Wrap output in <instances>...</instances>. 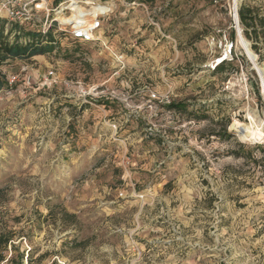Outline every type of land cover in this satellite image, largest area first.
Wrapping results in <instances>:
<instances>
[{
	"label": "rangeland",
	"instance_id": "1",
	"mask_svg": "<svg viewBox=\"0 0 264 264\" xmlns=\"http://www.w3.org/2000/svg\"><path fill=\"white\" fill-rule=\"evenodd\" d=\"M129 2L97 42L2 66V264H264V100L232 0Z\"/></svg>",
	"mask_w": 264,
	"mask_h": 264
},
{
	"label": "built area",
	"instance_id": "2",
	"mask_svg": "<svg viewBox=\"0 0 264 264\" xmlns=\"http://www.w3.org/2000/svg\"><path fill=\"white\" fill-rule=\"evenodd\" d=\"M223 0H212L214 5H219ZM127 6L134 5L129 0H0V17H4L6 32L10 28H16L10 34L13 41L19 37L20 43L27 44L32 41L26 37H20L21 31L33 32L41 35L51 33L54 41V33H61L70 42L82 44H93L99 39L98 31L102 21L108 19L116 10L117 4ZM229 16L231 26L237 35H241L239 20V7L236 0H232L229 6ZM11 41V42H13ZM57 42V41H56ZM231 47L228 55L231 54ZM6 85H11L18 81L17 75H6ZM19 74L23 76V82L29 85L30 77L26 76L28 70L22 66ZM53 73L48 72L41 78L42 87L52 85ZM159 96L155 92H150L149 102L155 103Z\"/></svg>",
	"mask_w": 264,
	"mask_h": 264
},
{
	"label": "trees",
	"instance_id": "3",
	"mask_svg": "<svg viewBox=\"0 0 264 264\" xmlns=\"http://www.w3.org/2000/svg\"><path fill=\"white\" fill-rule=\"evenodd\" d=\"M239 20L242 28V34L245 39L252 42V50L258 55V63H264V55L259 51V44L264 46V18H259L253 10L247 7L239 9ZM17 30V27L5 31V21H0V68L10 60L30 59L34 56H42L52 53L57 44L51 33L41 35L33 32L21 31L20 37H26L31 43L23 44L16 37L13 42L9 41L10 34ZM261 35V36H260ZM223 66H217L216 71ZM6 87V76L0 71V91ZM168 110L184 111L185 106L182 104L170 103L166 106ZM10 241L9 238L0 237V264L5 260V246ZM23 255H20L18 263L20 264ZM13 263L14 260H11Z\"/></svg>",
	"mask_w": 264,
	"mask_h": 264
},
{
	"label": "bare ground",
	"instance_id": "4",
	"mask_svg": "<svg viewBox=\"0 0 264 264\" xmlns=\"http://www.w3.org/2000/svg\"><path fill=\"white\" fill-rule=\"evenodd\" d=\"M239 36H240V40L242 41V47H243V48L245 49V51L247 52V54H248L247 57H248V58L251 57L252 62H253V65H254L253 68H255L254 71H256V74H258L257 76H258V78H259V84H260L261 96H262V98H263V100H264V77H263L262 74L260 73V68H258V67L256 66V64H254V57H255V55H251V53H250V51H249V49H248L247 43H246L245 41H243V39L241 38V35H239ZM239 36H238V37H239ZM251 59L249 58V60H251ZM223 61H224V59H220L217 63L220 64V63H222ZM259 126H260V125H259ZM259 126H257L256 130L250 128V126H249V127H246L245 129H242V130L240 131V134H241L242 136H244V137L251 136V135H254V134L259 135V134H260Z\"/></svg>",
	"mask_w": 264,
	"mask_h": 264
},
{
	"label": "water",
	"instance_id": "5",
	"mask_svg": "<svg viewBox=\"0 0 264 264\" xmlns=\"http://www.w3.org/2000/svg\"><path fill=\"white\" fill-rule=\"evenodd\" d=\"M248 58V57H247ZM248 60H249V58H248ZM250 62H251V60H249ZM254 61H255V57H254ZM255 68H253V66H252V70H254ZM260 73L262 74V76L264 77V71L263 70H261L260 69ZM258 75V74H257Z\"/></svg>",
	"mask_w": 264,
	"mask_h": 264
},
{
	"label": "crops",
	"instance_id": "6",
	"mask_svg": "<svg viewBox=\"0 0 264 264\" xmlns=\"http://www.w3.org/2000/svg\"><path fill=\"white\" fill-rule=\"evenodd\" d=\"M8 63V62H7ZM0 71L3 73L2 67L0 68Z\"/></svg>",
	"mask_w": 264,
	"mask_h": 264
}]
</instances>
